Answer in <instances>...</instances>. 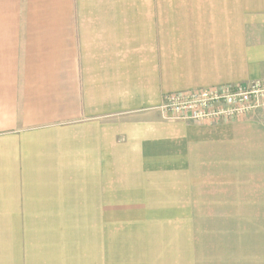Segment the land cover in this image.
<instances>
[{
  "label": "crops",
  "instance_id": "obj_1",
  "mask_svg": "<svg viewBox=\"0 0 264 264\" xmlns=\"http://www.w3.org/2000/svg\"><path fill=\"white\" fill-rule=\"evenodd\" d=\"M261 79L264 0H0V264H264V206L193 190L264 178L263 114L159 110Z\"/></svg>",
  "mask_w": 264,
  "mask_h": 264
},
{
  "label": "built area",
  "instance_id": "obj_2",
  "mask_svg": "<svg viewBox=\"0 0 264 264\" xmlns=\"http://www.w3.org/2000/svg\"><path fill=\"white\" fill-rule=\"evenodd\" d=\"M171 119L218 125L264 115V79L197 87L166 93L159 106Z\"/></svg>",
  "mask_w": 264,
  "mask_h": 264
},
{
  "label": "rangeland",
  "instance_id": "obj_3",
  "mask_svg": "<svg viewBox=\"0 0 264 264\" xmlns=\"http://www.w3.org/2000/svg\"><path fill=\"white\" fill-rule=\"evenodd\" d=\"M162 116L166 120L194 124L191 121L171 119L165 117L163 114ZM251 116L252 115L244 120L251 118ZM262 117V120H264V115H262ZM244 120H238L231 124L234 125L239 122H244ZM221 124L209 126L219 127ZM218 159V164L220 166L221 157L219 156ZM216 169L217 168H215V170ZM249 174L250 176L253 175V168H249ZM193 190L197 196L196 201L198 205L264 206V178H196Z\"/></svg>",
  "mask_w": 264,
  "mask_h": 264
}]
</instances>
